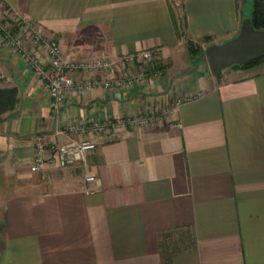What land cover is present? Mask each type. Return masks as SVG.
<instances>
[{
	"label": "crops",
	"instance_id": "crops-1",
	"mask_svg": "<svg viewBox=\"0 0 264 264\" xmlns=\"http://www.w3.org/2000/svg\"><path fill=\"white\" fill-rule=\"evenodd\" d=\"M0 1L68 58L158 47L164 69L159 82L72 94L53 113L42 80L0 40V84L18 87L0 120V264H264V58L221 80L205 59L207 45L238 33L252 0ZM189 40L203 51L191 53ZM177 96L191 98L169 119L90 135L89 170L101 177L92 192L80 169L30 167L38 135L45 145L80 139L58 130Z\"/></svg>",
	"mask_w": 264,
	"mask_h": 264
},
{
	"label": "built area",
	"instance_id": "built-area-1",
	"mask_svg": "<svg viewBox=\"0 0 264 264\" xmlns=\"http://www.w3.org/2000/svg\"><path fill=\"white\" fill-rule=\"evenodd\" d=\"M0 40L10 52L18 55L39 77L50 99L53 113H59L72 94L101 85L108 94L136 88L139 85L159 81L163 73L160 64L161 49L146 48L124 54L118 59L107 56L84 57L79 60L65 56L55 36L45 34L29 17L8 12L0 1ZM121 66L123 73L116 77H103L100 73ZM135 68V69H132ZM77 69L94 72L88 79H75ZM202 91L193 95H200ZM192 96V95H191ZM189 97H177L172 101L152 102L146 112H131L105 118H88L69 121L59 132L79 131L83 138L72 137L65 142L45 145L38 135L35 139V154L31 169L36 171L45 164L60 168L80 169L84 173L87 193L101 186V177L89 170V157L97 149V142L90 135H103L123 126L145 127L162 118H170L175 110Z\"/></svg>",
	"mask_w": 264,
	"mask_h": 264
},
{
	"label": "water",
	"instance_id": "water-1",
	"mask_svg": "<svg viewBox=\"0 0 264 264\" xmlns=\"http://www.w3.org/2000/svg\"><path fill=\"white\" fill-rule=\"evenodd\" d=\"M205 55L211 71L221 80L225 68L264 55V28L255 27L251 17H244L236 35L207 45Z\"/></svg>",
	"mask_w": 264,
	"mask_h": 264
},
{
	"label": "trees",
	"instance_id": "trees-1",
	"mask_svg": "<svg viewBox=\"0 0 264 264\" xmlns=\"http://www.w3.org/2000/svg\"><path fill=\"white\" fill-rule=\"evenodd\" d=\"M252 1H253V7L250 17L252 18L255 27L264 28V0H252ZM188 48L191 53L197 51V49L198 51L199 49L201 50L200 44L192 40H189ZM262 58H264V55L253 58L244 63L234 64L232 66H239V65L249 66L254 63H257ZM17 97H18L17 86H2L0 84V114L13 109L16 105ZM1 118L2 117H0V120Z\"/></svg>",
	"mask_w": 264,
	"mask_h": 264
},
{
	"label": "rangeland",
	"instance_id": "rangeland-1",
	"mask_svg": "<svg viewBox=\"0 0 264 264\" xmlns=\"http://www.w3.org/2000/svg\"><path fill=\"white\" fill-rule=\"evenodd\" d=\"M249 0H244V2H248ZM251 11V7L249 6V4L247 3V4H244V11ZM1 45H3V47H5V48H7L2 42H1ZM8 49V48H7ZM9 50V49H8ZM200 50V49H199ZM197 51H198V49H197ZM201 51H203V50H201ZM203 53V52H202ZM12 54H14V53H12ZM14 55H16V54H14ZM17 57H19L18 55H17ZM20 58V57H19ZM205 59H207V58H205ZM200 60H201V57H200ZM132 69H135V68H132ZM112 71H116L115 69L114 70H112ZM2 75V73L0 72V80L1 79H3V76H1ZM116 76H118V75H114L113 77H116ZM163 77V73H162V76H161V78ZM161 80V79H160ZM159 80V81H160ZM158 81V82H159ZM154 82H157V81H154ZM154 82H152V83H154ZM147 84H150V83H147ZM143 85H145V84H143ZM139 86H142V85H139ZM138 86V87H139ZM177 97H180V96H177ZM3 114L4 113H2V114H0V117H2L3 116Z\"/></svg>",
	"mask_w": 264,
	"mask_h": 264
}]
</instances>
